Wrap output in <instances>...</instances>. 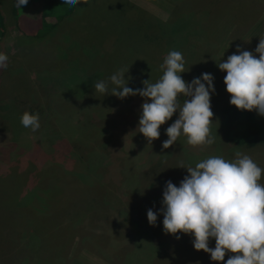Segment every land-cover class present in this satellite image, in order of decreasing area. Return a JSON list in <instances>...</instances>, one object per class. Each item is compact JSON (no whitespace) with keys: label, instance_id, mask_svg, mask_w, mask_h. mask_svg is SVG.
<instances>
[{"label":"rangeland","instance_id":"374dc122","mask_svg":"<svg viewBox=\"0 0 264 264\" xmlns=\"http://www.w3.org/2000/svg\"><path fill=\"white\" fill-rule=\"evenodd\" d=\"M117 3L147 20L134 18L123 30L129 32L136 24L137 31L143 32L141 42L157 47L153 49L151 45L150 49L139 44L135 56L127 57L130 63L131 59L142 60L152 52L143 61L147 69L140 71L139 65L128 67L137 78L140 71L145 80L156 77L157 81L163 72L160 67L163 59L171 50L183 55L185 72L180 75L186 82L201 73L212 74L215 91L210 94L213 116L209 128L214 142L193 146L181 135L173 145L162 149L161 144L167 139L165 129L177 118L174 113L159 127L160 135L154 139L147 158L144 150L147 139L136 129L140 109H124L123 120L118 122L117 116H111L113 111L109 113L117 104L110 101L104 104L106 114L98 116L99 112L92 111L98 109L87 101L92 95L82 98L78 92L83 86L66 85L63 81L61 71L70 72L69 66L73 64L60 65L63 51H79L80 37L74 41L69 31H58L40 40L30 37L16 27L14 0H0L6 26L0 52L8 57L7 68L0 69V248L4 252L10 247L22 249L26 253L16 262L10 257L9 264H32L23 258L28 254L39 256L48 248L63 253L64 261L53 264H74L75 260V264L216 263L207 253L193 249L188 234H167L161 228L164 239L155 245L147 239L144 229H139V218L144 213L137 206L143 205L145 192L149 191V204L155 203L158 210L164 182L170 180L178 185L187 175L186 169L178 166L194 167L209 156L232 160L240 152L264 169V143L250 148L236 147L223 137L222 114L230 95L223 84L225 73L216 66L233 54L237 46L258 58L254 49L259 39H264V0H117ZM104 27L112 29V20H106ZM121 52L122 49L118 54ZM47 76L56 79L49 81ZM48 89L54 92L48 95ZM33 104H38L39 117V130L35 133L20 123L21 115ZM252 112L264 138V116ZM42 140L44 145H38ZM50 147L55 152L48 160V154L53 152ZM258 182L264 184V171ZM24 184L32 186L24 189ZM146 184L154 187L149 190ZM33 186L42 190L43 202L30 200L35 192ZM44 203L53 206L59 216L45 215ZM89 209L91 212L96 209L97 213L88 216ZM130 218L131 226L125 231L122 225H117ZM209 242L208 247H214V239ZM70 250L77 255L72 256ZM228 255L216 264H224ZM6 258L7 254L0 262Z\"/></svg>","mask_w":264,"mask_h":264},{"label":"clouds","instance_id":"9594fccd","mask_svg":"<svg viewBox=\"0 0 264 264\" xmlns=\"http://www.w3.org/2000/svg\"><path fill=\"white\" fill-rule=\"evenodd\" d=\"M27 2L14 0L18 9ZM79 3L86 4L87 0H63L68 9ZM254 52L258 58L237 46L216 66L225 73L223 84L230 95L229 104L264 116V39H259ZM7 60V55L0 52V69L7 68ZM184 65L182 53L171 50L163 59V72L156 82L146 79L142 88H130L125 78L128 68L119 69L106 81L96 82L94 90L120 99L136 95L144 98L136 129L149 143L159 137V127L177 113L165 129L167 139L162 149L173 145L181 135L190 145H210L214 142L209 128L214 78L201 73L186 82L180 75L185 72ZM20 123L33 133L39 130L35 113L24 112ZM178 167L186 169L187 175L178 185L164 182L161 207L156 212L151 208L146 211L148 224L154 226L157 215H162L165 233L191 234L193 249L207 253L211 261L219 262L226 253H232L224 264H264V184L258 182L264 169L240 152L232 160L209 156L194 167ZM210 239H214L212 248L208 247Z\"/></svg>","mask_w":264,"mask_h":264},{"label":"trees","instance_id":"16d2710c","mask_svg":"<svg viewBox=\"0 0 264 264\" xmlns=\"http://www.w3.org/2000/svg\"><path fill=\"white\" fill-rule=\"evenodd\" d=\"M12 13L15 18L16 27L21 29L22 33L29 35L30 37H34L37 40L46 38L47 36L51 37L58 31L61 33H66V31H69L71 33L70 38L74 41L78 40V36L80 37L81 42L78 40V43L81 46L80 50L76 51V53L72 50H64V54L62 55L64 56V58L62 57V59L60 60V65L65 64V66H68L69 63H73L72 66H69V68L72 67L73 71H61L60 75H62V79L66 83V85L72 83L75 86H83L80 92H78V96H82L83 98L85 96L88 97L92 95L89 100L85 98V101L87 100L88 104L90 103L93 109H98L96 111L92 110L97 114L99 112L100 114L98 116H103L106 114L107 107L105 108L104 104H107L110 101L116 102L117 104V106L114 107L113 110H110L109 113L113 111V114L111 116H117L116 119L119 120L118 122H121L123 120L126 109H134V111L140 109V105L144 101V98H141L138 95L128 96L123 99L117 98L116 96L110 94H105L102 96L100 93L94 90V85L100 80L106 81L108 77L117 70H126L131 65H139L138 67L140 68V71L141 68L144 69L146 67L145 69H147V66L144 64L146 62L143 61L148 60L149 55L152 52H148L142 60L141 58L131 59L132 62L130 61V63H127V57L132 58L131 56L137 53L136 51H138V49L135 48L137 45L144 44L151 49L152 44L141 42V39L139 38L143 32H141L142 29L140 31H137L138 27L136 24H133V30L129 32L123 30L124 27L131 24V21L134 18H139L140 20L145 19L137 14L132 13L129 9L120 7V5L117 3V0H87L86 4L79 3L77 4V6H74L71 9H68L64 6L63 0H28L27 4L21 6L20 9L15 7V4H13ZM109 19L112 20V29L104 27V25L106 24V20ZM103 27L104 30H102ZM5 33V18L0 8V44L3 41ZM126 34H129L130 37ZM136 34H138L137 37ZM70 38L68 39L70 40ZM70 42L69 44H71ZM152 47L153 49L157 48L153 45ZM120 49H122V52L118 54V51ZM140 71L138 72L139 78H137L134 72L130 71V69L127 70V72L125 73V78L128 79L126 86L133 89L143 87L142 81L145 80V78L140 75ZM47 78L49 81L56 79L52 76H47ZM155 79L156 77L149 78V82L154 83L156 82ZM51 91L54 92V89H48L47 94L49 95ZM69 91L71 90H68L67 92L69 93ZM69 94L74 95L73 93ZM27 112L30 114H37L38 104L29 105L27 107ZM222 115L223 124L221 126L223 130V137L226 141L236 147L245 148L255 147L260 143H264V138L261 135V127L254 117L252 111L238 110L235 108V106L228 103L223 108ZM38 145L43 146L44 141H39ZM59 145L60 144H58L57 146ZM48 149L51 150V147ZM51 151L53 152H50V154H48V160L51 156L54 155L55 152L54 150ZM64 156H67V152H64ZM33 175L34 173L30 174V176L32 177ZM76 180L79 181V184H82L80 182V178H76ZM31 182L33 183V180ZM27 185L32 186V184H26L24 186V189ZM33 187L35 189V192L31 194L30 200L33 201L34 199L37 202H43L44 200H41L42 190L37 186ZM146 187L150 190L152 187H154V184H146ZM145 193L146 201L143 203V205H141L140 208L139 206H137V209L140 212L144 213V216L142 218H139V222H141L139 225L142 226H139V229L143 228L146 236L148 237L147 239L153 241L155 245H157L158 241L163 240V235H165V233L161 230L162 223L158 225L159 219L162 220L163 218H159L160 216L157 215L158 217L156 219L155 225L152 226L148 224L145 212L152 206H154L155 203L149 204L151 197L150 192L146 191ZM47 203L43 204L44 214L47 215V213H55L58 215L56 209L53 206L48 207L50 205ZM96 209H93L92 212L89 209L88 216L90 215L92 217L93 213H97ZM151 209L154 212L157 211V209H155V206ZM117 225H122V228L125 231L127 228H129V226H131V218L130 220H127L123 223L120 222ZM15 230L17 232L19 229L16 227ZM188 240L191 244V234H188ZM7 241L8 246L10 242L9 240ZM86 245L88 244L86 243ZM9 249V251L4 252L3 247L0 248V261L7 254L6 260L4 262H0V264H9L8 261L10 257L14 262H16L17 259H20L19 256H26L25 251L22 249H11V247ZM54 251L55 249L48 248L47 251L43 252L39 256L28 257L30 255L28 254V258L24 257L23 260L29 263L31 262L32 264H53L52 262L57 263L64 257L62 252L58 251L57 253H55ZM69 253H71L72 256L77 255L76 251L74 250H70ZM48 255L54 256L51 257L52 259H49L47 257ZM230 255L234 254L229 253L228 257ZM62 261H64V259ZM76 262L77 260H75V263Z\"/></svg>","mask_w":264,"mask_h":264},{"label":"crops","instance_id":"0c3cea01","mask_svg":"<svg viewBox=\"0 0 264 264\" xmlns=\"http://www.w3.org/2000/svg\"><path fill=\"white\" fill-rule=\"evenodd\" d=\"M153 141H154V140H152L151 143H149L148 140H147V142H146V145H147V146H146V148H145L144 150H145V153H146L147 158H149V150L151 149V150H150V152H151L152 149H153ZM151 147H152V148H151Z\"/></svg>","mask_w":264,"mask_h":264}]
</instances>
